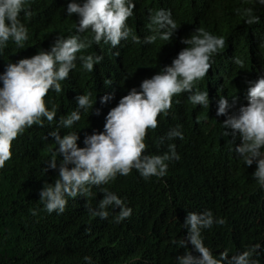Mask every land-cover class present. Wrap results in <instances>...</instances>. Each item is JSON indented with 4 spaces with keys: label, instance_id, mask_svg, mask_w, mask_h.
<instances>
[{
    "label": "trees",
    "instance_id": "obj_1",
    "mask_svg": "<svg viewBox=\"0 0 264 264\" xmlns=\"http://www.w3.org/2000/svg\"><path fill=\"white\" fill-rule=\"evenodd\" d=\"M68 2L29 0L32 16L21 14L29 38L24 49L9 43L0 55V73L9 62L50 49L58 35L77 34L79 18L67 16ZM247 6L244 0H136L134 15L128 20L136 35L143 39L151 34L150 11L169 9L179 27L170 42L157 39L145 45L129 38L115 49L101 42L84 50V55H101L102 62L87 72L77 60L76 68L62 82L64 91H50L45 98L58 105L56 120L27 129L13 142L12 158L0 169V264H87L86 256L91 257V264H176V257L186 250L174 242L187 237L183 223L188 212L205 210L226 219L224 225H213L203 233L214 255L227 249L231 257L260 244L254 258L264 264V188L253 176L256 164L247 167L235 152L242 143L239 135L225 134L227 116L217 115L221 96L230 103L237 97L229 110L235 113L247 104L250 82L264 76V8L257 9L260 23L249 26L236 12ZM200 27L226 39L225 49L195 86L209 92V108L192 105L189 93L174 96L168 115L158 116V127L148 130L145 141L149 155L163 154L174 143L180 160L169 163L163 178L145 180L134 169L101 186L116 192L132 208L131 217L120 224L110 222L116 213L107 220L89 213L88 205L95 208L103 198L101 188L95 186L91 197L68 198L63 214L47 213L39 194L45 182L54 183L58 176L56 169L48 167L58 148L48 133L58 125L59 117L76 109L78 95L92 93L96 98L93 110L81 112V120L72 129L60 130L61 135L79 131L78 146L83 147L85 135L103 130L108 111L122 96L151 78L156 67L170 65L186 47H177L178 34H193ZM79 35L91 38L90 32ZM236 58L244 61L243 69L235 64ZM106 94L113 98L101 103ZM176 125H181L184 139L161 144V138ZM59 159L57 153V163Z\"/></svg>",
    "mask_w": 264,
    "mask_h": 264
},
{
    "label": "clouds",
    "instance_id": "obj_2",
    "mask_svg": "<svg viewBox=\"0 0 264 264\" xmlns=\"http://www.w3.org/2000/svg\"><path fill=\"white\" fill-rule=\"evenodd\" d=\"M248 5L243 10L237 8L249 26L260 23L257 9L264 8V0H244ZM29 0H0V55L9 46L15 44L25 48L29 38L28 27L22 22L21 14L30 18L33 14L28 7ZM136 0H69L66 6L67 16H78L75 35H58L50 49L39 50L37 54L9 62L0 73V169L12 158L13 142L33 125L43 127L56 120L58 105L52 102L49 92L60 94L64 91L62 82L69 77L76 62L82 69L93 72L102 62L101 55H84V50L93 43L110 44L113 49L121 41L135 44H153L157 39L170 42L177 29L171 10L160 8L149 14L151 34L141 39L129 26L128 20L134 15ZM90 32L91 38L81 37L80 33ZM180 34V35H179ZM178 34L177 47H184L170 65L164 63L146 78L122 96L106 117L102 131L87 134L83 147L78 146L79 131L60 134L61 129H72L81 120V112L93 110L96 102L92 93L87 92L76 97V109L67 116H60L58 125L48 133L58 146L56 153L48 161V167L56 169L58 176L54 183L45 182L40 190V200L47 213L63 214L68 198L83 195L91 197L92 187H100L103 198L95 208L88 205L93 217L120 224L132 215L128 206L116 192L101 187L114 182L118 176H128L135 169L145 179L163 178L167 175L169 163L180 160L176 145L169 143L163 154H147L146 137L148 130L158 127V116L166 117L172 108L173 97L189 93V102L194 106L209 108V92L195 88L209 69L215 64V57L226 46L223 36L214 35L205 28H196L193 34L185 31ZM119 55V53H116ZM235 64L244 68V61L236 58ZM111 82H107L110 84ZM113 94H106L101 103H107ZM247 104L241 105L235 113L229 110L235 105L237 97L229 99L221 96L218 101V116H227L223 122L226 135H239L242 143L235 152L247 167L256 164L253 176L258 185L264 188V76L250 82L246 94ZM102 118L104 114L100 111ZM100 120V121H101ZM231 129V133L227 130ZM184 139L181 125L171 128L160 143L165 140ZM57 153L59 163H57ZM118 209V212L116 211ZM33 211V215H35ZM226 219L215 217L211 210L188 212L184 220L187 237L179 240V247L186 251L176 257V264H259L254 258L261 245L256 244L229 257L225 249L219 256L204 243V231L213 225H224ZM189 244L192 248H189ZM197 253V254H194ZM91 264V257H85Z\"/></svg>",
    "mask_w": 264,
    "mask_h": 264
},
{
    "label": "bare ground",
    "instance_id": "obj_3",
    "mask_svg": "<svg viewBox=\"0 0 264 264\" xmlns=\"http://www.w3.org/2000/svg\"><path fill=\"white\" fill-rule=\"evenodd\" d=\"M210 24V23H209ZM211 31V30H210ZM214 31V30H213ZM221 31V30H220ZM33 32V31H32ZM216 32V31H215ZM219 34V33H218ZM174 58V57H173ZM152 60V59H151ZM151 64V63H150ZM148 153V152H147ZM245 174V173H244ZM240 179V178H239ZM234 189V188H233ZM234 195V194H233ZM236 198V197H235Z\"/></svg>",
    "mask_w": 264,
    "mask_h": 264
}]
</instances>
